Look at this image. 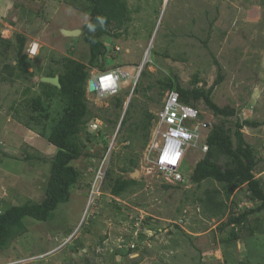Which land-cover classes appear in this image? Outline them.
Listing matches in <instances>:
<instances>
[{
  "label": "rangeland",
  "instance_id": "obj_1",
  "mask_svg": "<svg viewBox=\"0 0 264 264\" xmlns=\"http://www.w3.org/2000/svg\"><path fill=\"white\" fill-rule=\"evenodd\" d=\"M124 1L130 21L118 37L104 40L109 41L106 55L87 69L89 115L78 135L81 156L71 162L79 180L49 222L25 220V232L0 252V264H264V216H251L243 226L218 228L253 206L244 189H234L226 198L216 182L204 181L200 187L192 183L191 172L204 156L201 143L190 147L182 160L183 181L164 183L147 169L151 161L144 159L142 141L130 130L144 110L154 116L160 108L166 90L159 79L170 73L182 87H191L196 79L197 87L209 88L217 73L214 61L224 79L212 99L219 106H233L237 115L213 120L225 128H234L236 120L262 122L264 0ZM88 12L85 0H0V211L44 198L53 153L39 149L44 143L38 133L51 132L65 102L55 95L42 98L36 111L31 104L41 94L40 84L49 83L45 75L58 74L66 58L87 63L81 27ZM73 30L80 34L70 35ZM207 37L208 50L200 43ZM30 43L38 45L33 58L25 55ZM143 61L130 120L120 130L125 94ZM115 67L129 75L118 94L102 97L89 89L97 72ZM7 75L13 78L5 80ZM117 98L124 100L121 107L115 105ZM193 105L197 124L211 119L203 103ZM200 131L204 137L206 130ZM241 131L260 158L254 174L264 188V125ZM130 157L137 166L121 172ZM136 171L138 176L131 178ZM120 176L142 187L114 197L110 189ZM206 190H219L213 197L222 202L221 213L213 214L198 201Z\"/></svg>",
  "mask_w": 264,
  "mask_h": 264
},
{
  "label": "trees",
  "instance_id": "obj_2",
  "mask_svg": "<svg viewBox=\"0 0 264 264\" xmlns=\"http://www.w3.org/2000/svg\"><path fill=\"white\" fill-rule=\"evenodd\" d=\"M85 2L89 9V18L81 27V37L88 47L87 63L66 58L62 63V70L58 74L50 72L45 75L48 78L57 76L59 87L42 82L40 84L41 94L34 98L31 104L34 106L32 109L36 111L38 108L41 109L42 98L51 99L55 95L65 102L62 117L52 127L51 132L48 135L43 132L38 133L41 138L46 139L57 149L51 160L44 198L39 203L12 205L6 210L0 211V252L8 246L10 241H14L25 232L24 222L26 219L49 222L57 207L68 202L70 190L79 180L80 174L71 162L81 156L82 147L79 144L78 135L82 127L86 125L89 115L85 99L89 79L87 69L94 65L99 56L106 55L109 41L104 40L118 37L120 30L130 21L129 9L124 0H85ZM98 17L106 18V24L103 27L99 24ZM89 25L95 26V30H90ZM200 43L203 48L208 50V37L200 40ZM214 62L217 73L209 88L197 87L196 79L191 82V87H182L178 77L170 73L159 79L157 83L162 90L177 92L180 101L184 103L190 105L198 102L203 103L207 110L216 117H235L237 111L233 106H219L212 99L215 87L220 85L224 79L220 65L216 61ZM143 76L142 69L133 95L138 92L139 80ZM152 85H148L145 89H151ZM128 95L129 92L125 94V97ZM123 103L124 100L121 98L115 100L116 106L121 107ZM132 106L133 98L131 97L121 121L120 130L129 122ZM153 117L151 113L144 110V115L137 118L133 128L130 129L131 134L137 135L142 141L143 148L148 140ZM30 119L35 121L34 117H30ZM261 125H264V120L262 122L236 120L234 128H225L220 123L214 124L205 139L208 149L191 172L190 179L192 183L196 184V187H200L204 181L216 182L224 191L226 198L234 189H244L247 198L253 204L242 213L231 216L226 222L221 223L218 226L219 230L231 226H243L251 216H264V188L260 178L254 174L260 163V158L252 146L246 142L241 131L244 127L256 128ZM86 136L89 138L90 134ZM136 166L137 160L130 157L125 161L121 172H129ZM139 186L142 187L139 181L120 176L114 180L110 194L114 197H122ZM213 193L218 194L219 190H214ZM213 193L206 190L204 197L198 198V201L207 210L213 209V214L221 213L223 204L221 201L215 200ZM231 233L232 239L236 240L238 236ZM85 262L89 264V260Z\"/></svg>",
  "mask_w": 264,
  "mask_h": 264
},
{
  "label": "built area",
  "instance_id": "obj_3",
  "mask_svg": "<svg viewBox=\"0 0 264 264\" xmlns=\"http://www.w3.org/2000/svg\"><path fill=\"white\" fill-rule=\"evenodd\" d=\"M34 46L35 54L32 52ZM37 49V43H30L26 48V54L33 58L38 53ZM128 76L119 67L110 71H99L93 77L94 92L102 97L113 96L118 91L119 83ZM213 118L215 117L211 114L209 121L197 124L198 113L195 107L180 101L177 92L167 90L151 122L149 140L144 153V159L151 161L147 169L155 171L164 183L176 184L183 181V176L178 171L181 161L189 148L197 144L201 143L202 153L207 151L205 139L216 124ZM200 129L206 130L204 137H201ZM177 153L179 156L176 155ZM100 171L101 168L99 175H101Z\"/></svg>",
  "mask_w": 264,
  "mask_h": 264
},
{
  "label": "water",
  "instance_id": "obj_4",
  "mask_svg": "<svg viewBox=\"0 0 264 264\" xmlns=\"http://www.w3.org/2000/svg\"><path fill=\"white\" fill-rule=\"evenodd\" d=\"M69 34L72 35V36H78V35L80 34V30H73V31H70ZM143 65H144V61L142 62L141 67L139 68L138 77H139L140 72H141V70H142V68H143ZM138 77H137V78H138ZM137 78H136V80H135V82H134V84H133V86H132V89H131V91H130V94H129V96H128V99H127V101H126V103H125V105H124L123 112H122V115H121V119H120V121H119V127H120L121 121H122V119H123V117H124L125 111H126V109H127V107H128V104H129V102H130V99H131V97H132V95H133V91H134L135 86H136V83H137ZM48 81H49L50 84H52V85H54V86H56V87H59V80H58V77L48 78ZM89 89H90L91 91L94 89V82H93L92 80L89 82ZM138 173H139V172L136 171V172H134L133 174H131V178H136V177L138 176Z\"/></svg>",
  "mask_w": 264,
  "mask_h": 264
},
{
  "label": "crops",
  "instance_id": "obj_5",
  "mask_svg": "<svg viewBox=\"0 0 264 264\" xmlns=\"http://www.w3.org/2000/svg\"><path fill=\"white\" fill-rule=\"evenodd\" d=\"M0 76H1V73H0ZM10 78L12 79L13 77H10L7 75L5 80H8V79L11 80ZM0 80H1V77H0ZM40 141L44 144H40L39 149L43 148L42 150L44 152H48V153L51 152V153H53L52 155H54L56 153L57 149L54 146L46 144L43 139H40ZM37 145H38V142H37Z\"/></svg>",
  "mask_w": 264,
  "mask_h": 264
},
{
  "label": "clouds",
  "instance_id": "obj_6",
  "mask_svg": "<svg viewBox=\"0 0 264 264\" xmlns=\"http://www.w3.org/2000/svg\"><path fill=\"white\" fill-rule=\"evenodd\" d=\"M98 21H99V24L103 27L105 24H106V18H103V17H98ZM89 28H90V30H92V31H94L95 30V26H93V25H89ZM35 51H36V47L34 46L33 47V49H32V52H33V54H35ZM30 58V57H29ZM93 81V80H92ZM138 81V80H137ZM94 88H95V86H94ZM123 112V111H122ZM121 118V117H120ZM152 122V121H151ZM148 140H149V136H148ZM148 140H147V143H146V145H145V147H144V151H143V154H144V152H145V148H146V146H147V144H148ZM131 176V175H130ZM129 178V177H128ZM130 179V178H129ZM176 184H178V183H176Z\"/></svg>",
  "mask_w": 264,
  "mask_h": 264
},
{
  "label": "bare ground",
  "instance_id": "obj_7",
  "mask_svg": "<svg viewBox=\"0 0 264 264\" xmlns=\"http://www.w3.org/2000/svg\"><path fill=\"white\" fill-rule=\"evenodd\" d=\"M27 48V47H26ZM26 50V49H25ZM25 54H26V52H25ZM27 55V54H26ZM28 56V55H27ZM28 58H29V56H28ZM129 77V76H128ZM128 77H125L120 83H119V88H118V91H117V93L116 94H118V92H119V89H120V86L122 85V84H124L125 82V80H126V78H128ZM137 77H138V74H137ZM136 77V78H137ZM136 78H135V80H136ZM137 80H138V78H137ZM135 82V81H134ZM134 84V83H133ZM137 84V83H136ZM132 89V88H131ZM115 94V95H116ZM130 94V93H129ZM114 96V95H113ZM129 96V95H128ZM128 99V98H127ZM126 103V102H125ZM46 140V139H45ZM52 157V156H51ZM183 160V159H182ZM182 162V161H181ZM178 171H179V168H178ZM183 179H184V176H183ZM182 182V181H181Z\"/></svg>",
  "mask_w": 264,
  "mask_h": 264
},
{
  "label": "snow or ice",
  "instance_id": "obj_8",
  "mask_svg": "<svg viewBox=\"0 0 264 264\" xmlns=\"http://www.w3.org/2000/svg\"><path fill=\"white\" fill-rule=\"evenodd\" d=\"M177 156H179V153L176 154ZM174 162V161H173Z\"/></svg>",
  "mask_w": 264,
  "mask_h": 264
}]
</instances>
